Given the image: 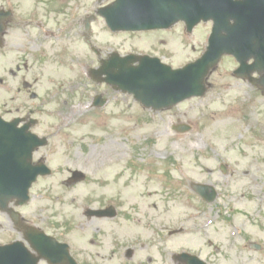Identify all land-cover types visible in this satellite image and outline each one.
Returning a JSON list of instances; mask_svg holds the SVG:
<instances>
[{"label":"rangeland","instance_id":"1","mask_svg":"<svg viewBox=\"0 0 264 264\" xmlns=\"http://www.w3.org/2000/svg\"><path fill=\"white\" fill-rule=\"evenodd\" d=\"M207 25L202 24L197 27V31L191 37L184 33L181 34V47L174 40L173 34H166L165 39L168 42L166 49L174 50V46L176 47V55L172 58L167 55V60L174 66H178L198 57L204 48L205 39L203 37L208 31ZM98 27L99 25L96 24L95 28L98 29ZM175 31L180 35L182 29ZM146 38L144 34L120 33L118 37L109 36L108 39L100 38L99 40L118 47L121 53L126 51L141 53L148 50V45L144 44ZM53 39L57 41L54 36ZM7 67L13 76L15 66L8 63ZM234 67L232 61L224 58L210 74L208 89L200 98L186 100L177 107L161 112H150L134 103L129 110L131 114H134L133 118L123 116L120 112L108 119L106 126L104 114L92 113L89 117L81 118L82 111L79 104L81 98L78 96L81 91L71 94L74 88L78 89L76 85L84 89L87 80L79 77L77 69H75V74L68 70L58 72L55 77L56 86L58 81L64 82L71 76V79H77V83L68 86L69 91H62L61 88L55 86L54 89L58 94L53 103L44 106L46 114L37 117L39 124L34 127V131L40 136L50 135L48 145H73L74 148L67 150V155L64 157L62 153H56L52 158V163L55 165L66 161L65 167L72 169L73 173L66 175L64 173L63 176L59 175L57 178L52 175L37 183L30 192L29 203L22 211L28 216L34 213L33 219L38 227L49 234L59 235L61 233L63 236L59 235V237L65 240L64 242L69 244L76 242L78 244L76 248L80 250H83L86 244L87 253L90 248L95 250L91 247L93 243L100 241L96 235L98 227H109L107 223L117 221L120 224V234L125 235L127 220L124 212H132L133 205L138 206L140 210L147 209L148 212L153 210H156L157 214L163 212L161 215L164 216L163 222L167 232L161 234L169 238V241L166 240L165 251L161 254H165L168 264L173 252H181V250L194 252L200 241L194 235V229L199 231L198 224L203 219H194L193 207L204 206V209L212 215L213 223H215L206 228L209 231L207 235L199 231L202 238L218 240L220 237H228L229 234L239 232V228L245 227L243 222L246 221L249 211H255L254 208L264 211L261 208V206L264 207V97L261 91L234 80L231 75ZM0 77H2L1 61ZM2 82L5 84H0V113L2 117L9 119L4 116L3 110L9 109L10 98L13 99L17 95L16 75L13 78L7 77L6 82ZM42 87L44 85L35 92H40ZM96 90L94 87L93 94ZM91 95L89 94L87 98ZM74 103L75 105L71 107ZM70 107L74 112L70 111L69 114L63 115L69 111ZM57 108H62L65 112ZM11 111L13 114V110ZM21 111L23 112L22 109ZM47 112L53 113V116ZM54 112H60L61 116L56 117ZM132 122L134 126L133 145H127L131 141V139L127 140V136L131 138ZM177 122L190 124L191 131L173 132L172 125ZM109 128L111 130L108 131ZM105 131L112 132L114 135L102 139ZM82 145H93V147L86 146L85 148L86 164L79 155V148H82ZM102 145H108V147L103 148ZM96 146L98 156L102 159L93 167ZM113 148L118 153L113 162L114 168L109 167L105 170V182L98 184L99 181H103L99 178L98 170L104 160L106 164L111 163L109 154ZM89 154L92 158H89ZM146 158L154 160L155 167L151 169L152 173L132 167L133 163L142 165L143 159ZM72 159L75 165H71ZM220 163L228 165L229 174L225 175L220 172ZM126 169L132 174L129 180H126V175H124ZM160 174L170 175L174 183L165 187L163 180L159 178ZM61 179H65L66 186L61 183ZM191 181L213 183L218 190L217 199L211 204H203L198 198H191L188 187ZM257 183H260V188H254ZM44 185H50L52 190L45 196L41 193ZM101 199L105 202L111 199L118 201L117 212L118 214L121 212L118 218L112 220L84 216L82 203L85 201L86 209H90L97 207V201ZM205 206H209V209ZM219 206L234 207V210L227 214L230 221H234V225L227 224L223 220L226 214L217 213L215 208ZM134 216L140 217L141 215L134 214ZM65 219L73 222L70 232L66 231V226L63 224ZM186 219H188L186 223L190 225H186L183 232L169 235L170 232L184 225L182 221ZM84 221L88 223L86 234L83 233L84 227L79 225ZM218 221L222 222L219 224ZM262 222V227H264V220ZM129 228L134 230L135 237L139 239L140 234H143V238H147L149 233L155 235L153 231L144 232L146 225L138 227L134 225ZM3 237V231L0 230V240ZM257 239H260L263 247L257 253L260 259L259 264H264V233ZM140 243L148 244L145 240L138 241V245ZM153 244L151 242L149 248L140 249V253L136 256L132 255L131 260L138 261L146 257H150L152 262L158 260L160 254L151 249ZM128 245L122 249L120 260L116 261V264H122V261H125L122 253ZM125 263L129 264L130 261H125ZM39 264L45 263L40 262Z\"/></svg>","mask_w":264,"mask_h":264},{"label":"flooded vegetation","instance_id":"2","mask_svg":"<svg viewBox=\"0 0 264 264\" xmlns=\"http://www.w3.org/2000/svg\"><path fill=\"white\" fill-rule=\"evenodd\" d=\"M114 1L115 0H0V7L2 9L12 11V16L5 22V29L0 37V55L2 59L6 61L8 54H15L13 57L16 67L15 74L19 81L17 87V100L18 103L21 104L20 106L26 110L24 116L35 114L33 101L37 100V98L32 96L30 98V92L32 90H37L42 84L52 86L53 76L61 67L71 65L73 68L78 67L86 74V71H89L92 66H99L101 60L108 58L113 52H118V47L111 45L109 42L103 43L99 40L103 34L101 26L97 30L91 29L88 36L86 31L87 18L94 14L96 15L94 20H102L97 16V10ZM178 25L182 26L181 23ZM105 32L113 37L110 30H106ZM53 36L57 38L56 42ZM179 41L181 44V39ZM84 45H89L94 55L93 58L89 59V63L86 62V57H82L81 55V46ZM150 52L165 60V53L161 51L160 47L152 46ZM93 59H95L96 62H94ZM90 63L92 65H90ZM24 84H27V89H29L26 92L30 99L29 101L24 100L25 93L23 91L25 90L22 89ZM97 85L101 86V93L103 97L106 98L109 107L116 108L117 111L119 101L117 99L113 101L112 98L115 97V93L118 94V92L106 84ZM51 90H53V88H51ZM47 96H49V94H47ZM127 99L128 96L123 98L124 103L122 108L130 110ZM102 146L103 148L108 147V145ZM112 151L109 154L111 163L106 164V160L101 163V167L104 169L110 167L116 160V155L118 153L115 148H113ZM50 154V151L46 149L43 152L39 149L34 153L33 159L34 161H38L41 158L45 159ZM97 156L98 152L96 150V162L99 163L102 158L101 156ZM126 170L124 175L126 173L127 180H129L132 174L128 169ZM121 177H123V175ZM46 190L47 189H44L43 192ZM101 203L102 201H97V207L105 206H102ZM86 207L87 204L84 201L82 203V209L85 217H87L89 213ZM8 208L13 209L18 215L14 218L13 211H11L13 212L12 214L11 212H3L0 210V230L3 231L4 235L2 242L7 243L14 240L24 241L26 234L33 233V228L38 227L33 219L35 214L31 213L29 216L26 215L25 212L22 211L23 206H15V202L10 203ZM203 208L204 207L200 208V210ZM255 209V211H251L247 214L246 221L243 222L245 227L239 228V232L235 235L231 234L228 237H220L218 240L202 238L200 232L203 231V235H207L209 232L206 230V228H208L207 222H203L208 216L205 211L198 210V214L194 219H203V221L198 224V230L200 232L194 229V235L197 239H200V241L197 243L194 252L191 253L202 259L206 264H259L260 259L257 253H259L263 247L260 239L256 240V238L264 233V227H262L264 211H260L257 208ZM233 210L234 207L224 208V212H232ZM220 211H222V209H220ZM148 218V215L142 214L137 221V227L146 225L147 228L144 231L145 233L148 231L155 232V235L149 233L147 238H143V234H140V239L139 237H135L134 230L129 228V226L135 225V219L133 217H128V227L125 235L120 234V224L117 221L107 223L108 226L110 225L109 227H98L96 235L99 237L100 241L92 244L91 247L95 250L90 248L89 253L85 250L86 244H84V249L80 250L76 248L78 245L76 242H71L70 252L76 264H116V261L120 260L122 249L128 244L122 256L125 261H130L129 264H168L165 254H161L165 251L164 246L167 240L160 232L162 224L158 221L153 222V226H150L149 222L143 223ZM233 222L234 221H230L229 223L234 225ZM218 223L220 224L221 222ZM87 224L86 221L79 224L81 227H84L83 233L85 234ZM187 224L190 225V223ZM72 225L73 222H69L66 225V231L68 230V232H70ZM68 232H66V234ZM188 233L193 235L190 231H188ZM140 240H145L148 244L140 243L138 245V241ZM151 242L154 243L151 249L160 254L158 260L152 262L150 257L138 261L131 260L132 255L136 256V254L140 253V249L149 248ZM162 243L164 245H161ZM25 244H27V242H25ZM172 257L173 254L169 257V264H179V261L173 263ZM125 261H122V264H126Z\"/></svg>","mask_w":264,"mask_h":264},{"label":"water","instance_id":"3","mask_svg":"<svg viewBox=\"0 0 264 264\" xmlns=\"http://www.w3.org/2000/svg\"><path fill=\"white\" fill-rule=\"evenodd\" d=\"M177 2L182 6V13L193 18L208 14L216 5V0H177ZM198 2H200V7L196 5ZM144 8L145 3L143 0H138L133 11L134 14L139 15L138 19L133 20L137 28H146L154 21V19H143ZM152 9L163 11L160 2L157 0L153 2ZM219 56L220 53H213L212 49V52H206L201 59L182 69L173 71L169 68H166L167 70H156L154 73L164 78L165 81H158L155 84L152 75L147 73V64L143 62L145 60L142 59L140 65L131 72L129 80L134 75V82H131L130 88L135 93V97L147 106L152 104L150 99L159 101L158 105L153 104L156 109L166 106L164 103L165 95L175 97L171 104L193 95H202L204 92L203 78ZM254 56L256 69L262 73L259 84L264 86V45L261 51ZM15 125L16 123H6L0 119V204L12 198H18L21 202H25L31 182L36 178L37 173L41 172L39 168L29 170V161L32 150L38 145H44L46 140L30 134L25 127L16 129ZM187 129L188 127H183L182 131ZM194 189L206 201L214 199L215 192L213 188L194 185ZM45 239L47 237L44 235L40 236L38 246L40 255L38 259L43 257L51 264H60L64 259L66 249L56 244L53 239L49 238L48 241H45ZM45 245L49 246L48 251L43 250ZM53 247L55 250L52 249ZM25 257V254L16 245L0 246V264L37 263L38 259L28 262ZM19 258L23 260L21 261Z\"/></svg>","mask_w":264,"mask_h":264}]
</instances>
